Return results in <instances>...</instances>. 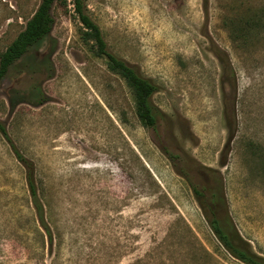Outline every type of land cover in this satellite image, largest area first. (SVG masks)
<instances>
[{
	"label": "rangeland",
	"instance_id": "rangeland-1",
	"mask_svg": "<svg viewBox=\"0 0 264 264\" xmlns=\"http://www.w3.org/2000/svg\"><path fill=\"white\" fill-rule=\"evenodd\" d=\"M39 2L0 0V54ZM83 2L107 50L155 85L157 121L141 123L73 0H57L50 36L0 84L52 242L0 132V264H244L212 233V192L215 216L264 257V0Z\"/></svg>",
	"mask_w": 264,
	"mask_h": 264
},
{
	"label": "trees",
	"instance_id": "trees-1",
	"mask_svg": "<svg viewBox=\"0 0 264 264\" xmlns=\"http://www.w3.org/2000/svg\"><path fill=\"white\" fill-rule=\"evenodd\" d=\"M57 0H40L36 10L25 22L23 29L18 32L12 42L0 54V84L9 72L11 66L22 58L30 48L38 44L43 39L50 36L53 18L52 8ZM74 11L84 28L83 39L86 43H91L97 56L104 58L109 70L122 77L131 88L135 98L136 114L141 123L146 127L154 128L157 121V111L151 104V96L156 90L154 84L142 77L132 66L124 60L116 57L107 50L106 42L102 36L99 26L87 15L83 0H73ZM0 132L9 141L15 157L26 168V184L30 196L31 205L35 211L39 229L47 236L49 243L52 242V233L45 219L44 207L36 188L32 164L25 158L9 140L5 127L0 122ZM218 190V189H217ZM194 194L199 198V204L205 209L201 201L202 192L193 188ZM220 202L224 206V199L217 196V192L210 194L209 204L206 208L211 217L209 226L212 233L234 258L244 264H264V257L252 250L250 244L243 240L230 218L218 219L211 207L212 203Z\"/></svg>",
	"mask_w": 264,
	"mask_h": 264
}]
</instances>
